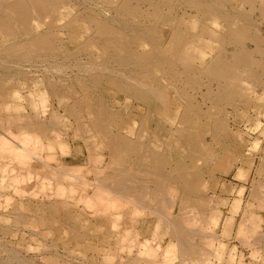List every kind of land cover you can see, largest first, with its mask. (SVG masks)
<instances>
[{"label": "rangeland", "instance_id": "rangeland-1", "mask_svg": "<svg viewBox=\"0 0 264 264\" xmlns=\"http://www.w3.org/2000/svg\"><path fill=\"white\" fill-rule=\"evenodd\" d=\"M64 1V7L59 12L58 17L52 16L50 18L52 23L50 26L45 25L43 21H39V23L36 21L37 24H40L38 27L39 32L45 33L51 28L54 29L53 32H57L60 37L62 36L61 39L63 40L61 44L56 42L57 44L55 43V45L59 46L60 44V46H65L69 49L76 48L75 50L72 49L76 56L74 60L77 59V62L81 64L93 66L99 63L100 60V63H102L104 62V57H106V55L109 56L111 53L110 56L113 58L109 59L110 61L108 60V68L110 70H104L103 73L94 70L98 73L93 79L83 72L84 75H81V78L89 77V79L85 78L82 80L78 70L76 71V68H74L75 64L73 59H66V61H61L63 59L57 60L56 66L65 62L68 67L65 71L66 73H43L41 71H35L38 70V68L31 66L32 71L30 72H35L32 76L31 73H28L25 77H23V75L13 81H6L3 78L7 83L3 84L2 88L5 92L10 94L4 97V106L6 105L7 107L9 104L8 108L4 107V109L6 108L7 110H3V107L0 108V124L6 127H8V123L12 124L5 130H10L13 135H16L15 133L26 128L25 126L23 127V125H34L37 122L43 121L48 126V136H52L49 134H53V132V135H59L58 140L65 145L63 149H67L64 151L61 149L62 152L57 145L53 144L48 151L45 147H42L39 153L41 159H31L30 166L28 167V169H30L29 172L25 168L18 167L16 162H9L8 158L2 160L4 164L7 162L6 166L8 168L6 167L5 169L3 167L4 164L1 165L2 168H0L1 171H6V174L0 171V177L4 178L3 176H5L2 181L4 184L1 182L2 178L0 179V188L2 187L0 190V264H123L126 261L130 263L133 257V259H135L134 262H132L133 259L131 260L133 264H137L136 260L139 259V262H142L138 264H152L154 261L159 264H163L162 262H164V264H181L182 261L186 262L185 264H192V262L196 264H264V0H127L130 7H134V10L136 8L135 11H132L133 13H130V15L132 14L134 16H130L128 14L129 12L125 13L126 11H118L117 1L120 3L122 0L115 1L116 5L111 0ZM155 10L157 12H155ZM90 12H93L100 20L106 22L110 28L118 29V31L123 33L125 37L124 40L129 42L131 54L133 53L132 57L134 56L131 62L125 64V62L119 61L116 56H114L115 53L112 50L105 51L102 49L99 41H88L92 36V32H95L94 25L87 20L91 14ZM241 25H243V27L246 25V28L242 29L243 31L241 29L239 30V26ZM168 37L175 38L176 44H178V50L175 51L176 54L174 52L175 56L173 55L175 58L171 60L172 69L176 72V76L166 71L167 68L162 67L164 64L162 61L165 60V57L160 49L163 47L161 44L167 43L170 39H168ZM131 39H135V41ZM81 42L82 44L80 45ZM160 42L161 44H159ZM143 51L145 53H143ZM239 54L241 56L244 55V59L247 57L243 60L244 64L241 63L243 64L242 66L239 63L237 66L238 68L236 67L237 69L233 67L234 70L233 68L231 70L232 72H239V75L230 72L232 74L229 73L230 77L227 75V78H222L209 76L205 71L209 63L213 61L215 57H225L226 60L225 58L223 60L226 62L229 61V63L232 64L235 60L234 56H240ZM63 64L64 63H62V65ZM248 67L250 68L248 69ZM164 71H166V73H164ZM109 72L111 73L109 74ZM147 72H149V75L154 74V77H148V75L147 77L156 81L158 84H162V82H164V84L172 83L175 87L169 90V93L174 98V103H171L168 110L164 111L165 113L155 117L150 115L147 106L143 105V103H140V100L132 96L129 88H127V82L124 77V75L130 74L132 77L142 79L143 74ZM122 73L124 74L123 78L121 76ZM110 81L112 82L110 83ZM39 91L41 93L39 95L40 97L37 96ZM179 91L181 92L179 93ZM44 96L45 98H43ZM40 99H43L44 102ZM90 107H92V109L101 108L100 112L102 111V114L107 115L110 113L111 116L115 117L113 120L115 124L111 122L112 125L109 126L111 130L113 128L115 130V127L118 128V122L122 123L121 121H126V126L133 129L132 133H130V137L138 141L140 155L131 153L132 157L130 153H128L129 155L126 154L123 157V162L119 163L120 165L117 163L113 164L111 159H108L110 151L107 147V149L105 148V140L101 138L98 132L91 126L96 116L92 113ZM42 108L45 109L44 112H41ZM167 112H172V116L174 117L173 120L167 118ZM3 114L5 115L2 116ZM129 115L131 116L128 117ZM158 117L160 119H158ZM178 121L185 124L188 121H192L194 125V130L191 131V133L190 131H184L186 137L190 139L191 145L189 143L187 147H181L185 144V139L182 136L176 137V135H174L171 141L173 144L172 146H180L183 150L180 148L181 150L179 151H183L184 154L187 153L188 148L192 149V147L197 150V152L199 151L198 153L202 161L200 159L197 164V169L201 177L199 175V177L188 175V180L185 179V181H189L192 184L193 182L194 184L196 183L195 190H189L182 187V185L178 186V183L172 182V176L166 173L161 175L160 170L155 168L152 170L150 161L143 163L138 157V155H142L146 145L159 152L165 151L166 142L169 141L168 137L171 131H173L171 129L175 128ZM15 124L21 126L14 128ZM167 124H169L170 127ZM126 126L125 128H127ZM1 131L2 129L0 130V135L3 134H1ZM161 131L163 132L161 133ZM136 135L138 138H136ZM45 137L46 136L41 137L43 146L47 143V138ZM194 139L195 141H193ZM199 141L200 143H198ZM195 143H198V145H195ZM170 154V160L172 162L175 161L176 158L172 153ZM201 154H203V156ZM49 155H51L52 158H50ZM95 158H98V160H95ZM100 158H103L104 161L102 159V162H100ZM45 161H47L46 164L49 166L44 163ZM109 162L112 163L113 166H108L110 164ZM133 162L136 163L134 164ZM0 163L2 164L1 161ZM122 163L124 164L122 165ZM77 165L81 168L82 172L78 169ZM144 165L146 168H143L145 167ZM50 166L54 167V169L58 166H63L62 168L67 169L66 171L63 169V171L55 170L57 174L51 176L52 172L49 170L51 169L49 168ZM103 166L105 169L106 167L109 168V172L106 171L107 169L105 170ZM72 168L78 171L69 173H74L73 177L77 176L78 180L70 176L73 181L76 180L73 182L76 185L71 189L74 190L73 192L70 191L71 195L69 192V196L67 195L68 186L73 184H71L72 181L69 183L70 185L68 182L66 183V181L63 180V176L66 175V172L68 174L69 169L72 171ZM99 168L101 170L102 168L104 169V171L100 172V175L99 171L101 170ZM114 168L118 170L126 169L127 171L129 169L130 173L135 172L131 175L134 177L136 174L134 178H136L139 184H137L138 186H136V190L133 192L134 195L127 192L115 193L111 188L109 189L110 192L107 193L112 196L106 193L110 200L114 198L115 194H117V196L120 195L119 198H121V201L119 202L117 200L119 202L117 209H119L118 211L120 213H115L113 211L104 213L102 212V207H98L97 205H93L92 208L88 207L89 210L86 208L87 205L80 204L83 203L86 197H92L90 195H94V192L100 189V182L104 181L102 177L107 179L110 171ZM97 169L99 171H96ZM135 170L138 172V175ZM81 173H83V175ZM58 174H60L61 177H58ZM56 176L58 178H56ZM96 176L99 180H102L99 181ZM12 177H16L17 179L20 177L23 182L19 180V183L15 184V181L8 180V178ZM57 179L60 181L62 179L63 181H56ZM86 179L88 180L87 182H85ZM94 179L98 181L95 186L99 189L94 188ZM80 180L83 181L81 182ZM89 180L94 181L92 182L93 184L89 183ZM111 180L110 178L107 179L108 182H112ZM157 180L158 182H156ZM161 182L164 185L165 191L160 194L166 196L170 193L169 195L173 201L169 202L171 199L168 196L169 199L166 197L164 198L162 195L160 196V194L159 196L155 194V199L151 196L152 194L154 195L151 191L156 190V185L162 184ZM126 183L130 184L131 180H128ZM54 184L59 187L64 194L57 193L59 189L55 187ZM142 184H144L143 186H145L146 189H141ZM198 184L200 187L197 186ZM42 185H44V188L42 187L44 190L40 188ZM166 186L173 191L170 192L168 190L169 188L167 189ZM37 187L39 190H42V193L40 191V194L38 193ZM56 188L58 190H56ZM92 189L94 192H90ZM33 190L35 191L33 192ZM141 190H146L147 192ZM29 192L31 193L27 194ZM36 192L38 194H36ZM55 193H57V195L60 194L62 197L56 196V198H52ZM113 193L115 194L113 195ZM31 195L34 196L32 197ZM50 195L51 197H47ZM68 196L69 198L72 197L71 199L75 201V203L73 201L70 202L71 199L68 200ZM79 197L82 199L80 200ZM161 197H163V200ZM4 198L7 200L6 203L3 202ZM77 198L79 199L76 202ZM119 198L115 196L114 199ZM114 199L111 201L113 202ZM255 199H257V201ZM53 200H57L56 204H54ZM128 200H131L130 202H132V204H128L130 203ZM148 200H153V203L149 205ZM158 200L164 202V204L160 206L161 204L157 202ZM78 201L80 203H78ZM155 202H157L156 205ZM122 203L124 207H122ZM178 203L181 204L179 205ZM249 205L253 206L250 207ZM140 207L142 209H139ZM78 208H80L81 215L78 214ZM98 209L102 211L99 212ZM164 209H167L166 211L170 210L167 213ZM94 210L96 211V216H94L95 214L93 215ZM137 210L139 212H137ZM181 210L183 214L186 211L188 213L190 212V217L188 213H185V216H183V214L179 216V214L181 215L179 212ZM97 211L100 215H98ZM112 213H115L116 217H113L114 214ZM117 213L120 217L117 216ZM246 213L248 215H246ZM85 214L87 215L85 216ZM253 215H255V217ZM248 216H251L253 219ZM71 217L73 218L71 219ZM77 217H79L78 220L75 219ZM91 217L93 219H91ZM108 218L112 219L108 220ZM120 218L122 219L120 220ZM171 218H174L173 220L176 219L175 221L179 223H182L183 220L184 225H182L183 223L179 225H182L180 227H182L183 230L185 229V232L189 231V225H196V229H199L204 237L208 234L209 237L205 238L208 241H205L203 236H201V239L198 238L201 233H198L192 225L191 227H193V229L190 227L192 229L190 230L193 234L189 233L190 231L188 232V240L193 237V244L191 246L192 242H190V244L187 243V245L193 250H191L190 255L187 254L190 253V251H184L182 248L184 244L175 236L178 234L173 232V226L171 224L175 221ZM187 218L191 220V222L188 221ZM170 219L171 222L173 221L172 223H170ZM74 220L77 222H74ZM254 220L257 224L254 223ZM188 222L192 224L188 225ZM111 223H113L112 227L116 225V228H110ZM242 223L244 225H242ZM245 224H247V226ZM251 224L255 231H253V228H250ZM186 226H188V229L183 228ZM200 227L202 230L204 228L203 232ZM245 229L249 231L247 232ZM245 232L247 234L250 233V236H246ZM115 233L117 236H115ZM194 233H196V236ZM123 234H126L127 241L125 237H122ZM240 235L243 236V238ZM254 235H256V237ZM111 237H113V239ZM258 238L260 239L257 240ZM122 239L125 241L124 243ZM145 241L153 248H149L150 246L144 244L146 243ZM195 242L197 243V249L200 247L201 249L206 248L208 250L206 251L203 249L201 250L202 252L199 250L197 254H194L195 247L193 248V246H196ZM198 242H205L206 245L201 244L203 245L201 246ZM127 243L130 245H126ZM142 244H144V249H148L147 254L149 255H147L145 253L146 250L141 247ZM157 244L159 247H157ZM122 245L123 247H121ZM167 246H170L174 250L175 259L172 261L163 258L162 250ZM211 250H213V252ZM205 252L206 254H212L208 255V257L205 255ZM126 253L129 255H127L128 257Z\"/></svg>", "mask_w": 264, "mask_h": 264}, {"label": "bare ground", "instance_id": "bare-ground-1", "mask_svg": "<svg viewBox=\"0 0 264 264\" xmlns=\"http://www.w3.org/2000/svg\"><path fill=\"white\" fill-rule=\"evenodd\" d=\"M112 2H114V4L116 5V3H115V1H117V0H111ZM110 1V2H111ZM140 1V0H139ZM111 2V3H112ZM117 3H118V8L117 9H119L118 11H126L125 13H127V12H129L128 14L130 15V13H133L132 11H135L136 10V8H135V10H134V7L132 8V7H130V5L128 4L129 2H127V0L126 1H123L122 0V2H118L117 1ZM136 3V2H135ZM167 3V2H166ZM172 3V2H171ZM64 4H65V1L64 0H0V108L1 107H3V110H5L6 108H8V105H7V107H6V105L4 106V97L7 95V94H10V93H8V92H5L4 90H3V88H2V85L3 84H5V83H7L6 81L8 80V81H13V80H17L18 78H20L21 76H23V77H25V75H27L28 73H31V76L35 73H33V72H30V71H32L31 70V66H35V67H37L38 68V70H35V71H41V72H43V73H48V72H58V73H66L65 71L67 70V66H66V64H65V62H62V63H64L63 65H62V63H61V65H59V66H56L57 64H56V62H58L57 60L58 59H63V60H61V61H66V59H73L74 60V58L76 57L75 56V54H74V52H73V50L72 49H74V48H72V49H69L68 47H65V46H60V44L62 43V39H61V37H60V35L57 33V32H53L54 31V29H50L48 32H45V33H41V32H39V25L40 24H37V22L36 21H38V23H39V21H43L44 22V24L45 25H51L52 23H51V21H50V18L52 17V16H57L58 17V15H59V12L61 11V9L64 7ZM113 4V3H112ZM111 4V5H112ZM222 4V3H221ZM135 5V4H134ZM155 5V4H154ZM73 7V6H72ZM137 7V6H136ZM67 8V7H66ZM116 8V7H115ZM138 8V7H137ZM133 9V10H132ZM159 9V8H158ZM158 9H156V10H158ZM155 10V12H157ZM87 11V10H86ZM64 12V11H63ZM116 12H117V10H116ZM141 12V11H140ZM91 13V12H90ZM86 14V13H85ZM127 14V15H128ZM135 14V13H134ZM156 14V13H155ZM142 15V14H141ZM161 15V14H160ZM205 15V14H204ZM221 15V14H220ZM77 16V15H76ZM106 16V15H105ZM130 16H134V15H130ZM129 16V17H130ZM56 17V18H57ZM128 17V16H127ZM54 19V18H53ZM73 19V18H72ZM74 20V19H73ZM77 20V19H76ZM87 20H89V22L90 23H92L93 25H94V27H95V32L93 33L92 32V36H91V38H89L88 39V41L89 42H94L95 40H96V42L97 41H99V43L101 44V47H102V49H104L105 51H109V50H112L114 53H115V55L114 56H116V58L119 60V61H122V62H125V64L127 63V62H131L132 60H133V57H132V54H131V49H130V46H129V42H126L125 40H124V35H123V33L121 32V31H118V29L116 30V29H112V28H110L109 27V25L106 23V22H104L103 20H100L97 16H96V14H94L93 12L89 15V18L87 19ZM109 22V21H108ZM141 22V21H140ZM41 23V22H40ZM132 23V22H131ZM184 23V22H183ZM239 23H240V21H239ZM238 24V23H237ZM236 24V25H237ZM241 24V23H240ZM58 25V24H57ZM184 26V25H183ZM52 27H53V25H52ZM70 27V26H69ZM235 28V27H234ZM233 28V29H234ZM237 28V27H236ZM246 28V25L243 27V25H241V26H239V30L241 29H245ZM60 30H61V28H60ZM64 30V29H63ZM41 31V30H40ZM243 31V30H242ZM241 31V32H242ZM245 31V30H244ZM235 33V32H234ZM233 33V34H234ZM238 33V32H237ZM149 36V35H148ZM232 36H234V35H232ZM231 36V37H232ZM90 37V36H89ZM151 37V36H150ZM87 38H88V36H87ZM170 38V39H169ZM140 39V38H139ZM168 41H167V43H164V44H161V42L159 43V44H161V45H163V47L160 49V51H161V53H163V55H164V57H165V60L164 61H162V62H164V64H163V66L162 67H164V68H167V70L166 71H169L170 73H172L173 75H175L176 76V72H174L173 71V66H172V64H171V60L173 59V58H175V57H173V55H174V52L175 51H177L178 49V44H176L177 42L175 41V38H173V37H168ZM226 39V38H225ZM233 39V38H232ZM87 40V39H86ZM132 41L134 40L135 41V39H131ZM154 40V39H153ZM82 41V40H81ZM137 41V40H136ZM60 43L59 44V46H56L55 45V43ZM151 42V41H150ZM56 43V44H57ZM130 43H132V42H130ZM192 43V42H191ZM82 44V42L80 43V45ZM156 44V43H155ZM155 44H153V45H155ZM166 44V45H165ZM62 45H64V44H62ZM84 45V44H83ZM190 45V44H189ZM79 46V45H78ZM132 46V45H131ZM180 47V46H179ZM240 47H241V45H240ZM78 48V47H77ZM158 48V47H157ZM182 48V47H181ZM189 48V47H188ZM76 49V48H75ZM74 49V50H75ZM151 49V48H150ZM240 49V48H239ZM88 50V49H87ZM137 50V49H136ZM139 50V49H138ZM148 51V50H147ZM182 51V50H181ZM245 51V50H244ZM134 52V51H133ZM142 52V51H141ZM218 52V51H217ZM243 52V51H242ZM107 53V52H106ZM143 53H145L144 51H143ZM142 53V54H143ZM152 53V52H151ZM150 53V54H151ZM236 53H237V51H236ZM112 54V53H111ZM110 54V55H111ZM134 54H136V53H134ZM175 54H176V52H175ZM179 54H180V52H179ZM107 56L106 55V57H104L105 59H103V61L104 62H102V63H100L101 62V60H100V62L99 63H96L95 65H93V66H87V65H85V64H81L80 62H77L78 60L77 59H75L74 60V64H75V66H74V68H76V71L78 70V72H79V75H80V78H81V75H84V73H86L88 76H91V78L93 79V78H95L96 76L95 75H97V73L94 71V70H98L99 72H101V73H103V71L105 70H110L109 68H108V60L109 59H112L113 57L112 56ZM145 55V54H144ZM233 55H235V54H233ZM232 55V56H233ZM240 55V54H239ZM74 56V57H73ZM93 56V55H92ZM95 56V55H94ZM141 56V55H140ZM143 56V55H142ZM175 56V55H174ZM227 56V55H226ZM247 56V55H246ZM250 56V55H249ZM248 56V57H249ZM221 56H217V57H215L214 59H213V61H211L210 63H209V65L207 66V68L205 69V71L208 73V75L209 76H217V77H222V78H224V77H226L227 75H229V73L230 72H232L231 70H232V68L234 67V68H236L238 65H239V63L241 64V63H243L244 64V61L243 60H245L247 57H245V59H244V55L243 56H234L235 57V60H234V62L232 63V64H230L229 63V61H224L223 59L225 58L224 56V58H220ZM157 58H159V57H157ZM184 58V57H183ZM232 58V57H231ZM141 59V58H140ZM177 59V58H176ZM184 59H186V58H184ZM179 60V59H178ZM225 60H226V58H225ZM61 61H59V62H61ZM110 61V60H109ZM149 61V60H148ZM181 61V60H180ZM184 61V60H183ZM237 61V62H236ZM147 62V61H146ZM159 62V61H158ZM177 62V61H176ZM232 62V61H231ZM246 62V61H245ZM54 64V65H52V64ZM121 63V62H120ZM150 63V62H149ZM152 63V62H151ZM235 63V64H234ZM56 64V65H55ZM146 64V63H145ZM182 64V63H181ZM187 64V63H186ZM190 64V63H189ZM243 64H241V66L243 65ZM249 64H250V62H249ZM15 65V66H14ZM110 65V64H109ZM146 65H149L148 63L146 64ZM156 65H158V64H156ZM156 65H154V66H156ZM188 65V64H187ZM186 65V66H187ZM195 65V64H194ZM27 66H28V68H27ZM69 66V65H68ZM144 66V65H143ZM206 66V65H205ZM249 66V65H248ZM34 67V68H35ZM183 67H184V65H183ZM240 67V66H239ZM234 68H233V70H234ZM238 68V67H237ZM236 68V69H237ZM250 67H248V69H249ZM151 69V68H150ZM161 69V68H160ZM154 70V69H153ZM152 70V71H153ZM107 71V72H108ZM116 71V70H115ZM156 71H159V70H156ZM161 71V70H160ZM166 71H164V73H166ZM179 71V70H178ZM242 71V70H241ZM84 72V73H83ZM146 72V71H145ZM154 72V71H153ZM96 73V74H95ZM111 72H109V74H110ZM141 73V72H140ZM139 73V74H140ZM155 73V72H154ZM160 73V72H159ZM192 73H193V71H192ZM234 73H237L236 71L234 72H232V74H234ZM239 73V72H238ZM237 73V74H238ZM54 74V73H53ZM108 74V73H107ZM106 74V75H107ZM113 74H115L114 72H113ZM117 74H118V76H119V73L117 72ZM190 74V73H189ZM204 74V73H203ZM206 74V73H205ZM231 74V73H230ZM231 74V75H232ZM236 74V75H237ZM99 75V74H98ZM104 75H105V73H104ZM103 75V76H104ZM123 73H122V78H123ZM147 75H148V77H150V76H153V75H149V72H147L146 74H143V77H142V79H140V78H135V77H132L130 74H126V75H124V77H125V81L127 82V88H129V90H130V92H131V94H132V96L134 97V98H136V99H138V100H140L141 102L140 103H143V105H145V106H147V108H148V110H149V112H150V115L152 116V117H155V116H157V115H160V114H163V113H165L164 111H167L168 110V107L171 105V103H174V98L171 96V94L169 93V90H171L170 88H175L174 86H173V84L172 83H167V82H165V83H167V84H164V82H162V84H158L156 81H154V80H152L151 78H148L147 77ZM195 75V74H194ZM239 75V74H238ZM31 76H29V77H31ZM47 76V75H46ZM51 76H52V74H51ZM57 76H58V74H57ZM114 76V75H113ZM115 76H116V74H115ZM139 76V75H138ZM141 76V75H140ZM156 76H157V74H156ZM163 76V75H162ZM161 76V77H162ZM167 76V75H166ZM192 76V75H191ZM191 76H190V78H191ZM28 77V76H27ZM99 77H100V75H99ZM154 77V76H153ZM170 77H172V76H170ZM174 77V76H173ZM228 77H230V75L228 76ZM240 77V76H239ZM252 77V76H251ZM6 80V81H4V79ZM7 78V79H6ZM85 78H87V77H85ZM85 78H83V79H85ZM115 78V77H114ZM113 78V79H114ZM211 78V77H210ZM227 78V77H226ZM1 79H3V80H1ZM47 79V78H46ZM45 79V80H46ZM82 79V78H81ZM82 79V80H83ZM87 79H89V77L87 78ZM86 79V80H87ZM118 79V78H117ZM161 79H163V78H161ZM166 79V78H165ZM242 79V78H241ZM255 79V78H254ZM174 80V79H173ZM257 80V79H256ZM31 81V80H30ZM81 81V80H80ZM85 81V80H84ZM158 81V80H157ZM162 81V80H161ZM230 81V80H229ZM33 82V81H32ZM88 82V81H87ZM90 82V81H89ZM112 81H110V83H111ZM116 82V81H115ZM169 82H170V80H169ZM30 83V82H29ZM78 83V82H77ZM95 83V82H94ZM96 84V83H95ZM115 84V83H114ZM216 85V84H215ZM126 87V86H125ZM85 89V88H84ZM216 89V88H215ZM37 90V89H36ZM35 90V91H36ZM172 90H174V89H172ZM181 90V89H180ZM183 90V89H182ZM125 91V90H124ZM178 91V90H177ZM184 91V90H183ZM182 91V92H183ZM176 92V91H175ZM181 91H179V93H180ZM26 93V92H25ZM33 93V92H32ZM39 94H37V96L38 97H40L39 95L41 94L40 93V91L38 92ZM171 93H173V92H171ZM184 93V92H183ZM182 93V94H183ZM225 93V92H224ZM36 94V93H35ZM45 95V94H44ZM42 96H43V92H42ZM42 96H41V98H42ZM46 96V95H45ZM45 96L43 97V98H45ZM54 96V95H53ZM184 96V95H183ZM8 97V96H7ZM49 98V97H48ZM36 99V98H35ZM39 99V98H38ZM184 99V98H183ZM27 100V99H26ZM40 100H42L43 101V99H40ZM45 100V99H44ZM100 101V100H99ZM188 101V100H187ZM44 102V101H43ZM35 103V102H34ZM91 103V102H90ZM31 105V104H30ZM87 105V104H86ZM92 105V104H91ZM98 105V104H97ZM13 106V105H12ZM144 106V107H145ZM4 107H6L5 109H4ZM15 108V107H14ZM31 108V107H30ZM90 109H91V111H92V113H94L95 114V116H96V118L94 119V121H92V124H91V126H92V128L94 129V130H96V132H98V134L101 136V138H103L104 140H105V148L107 147L108 149H109V151H110V153H109V156H108V159H111V162H113V164L114 163H117L118 165H120L119 163H121V162H123L122 160H123V157L126 155V154H128V153H130V155H131V153L132 154H139V149H140V146H139V144L137 143L138 141H136V139L134 140V139H132L131 137H130V133H132V130L133 129H131V128H129V127H127L126 126V123L124 122V120L123 121H121L122 123H120V122H118V128H116L115 127V130H114V128L111 130L110 128H109V126L110 125H112V123H114V118L115 117H113V116H111L110 115V113H108L107 115H105V114H102V111L100 112V110H101V108H96V109H92V107H90ZM102 109L105 111V109L102 107ZM7 110V109H6ZM116 110V109H115ZM144 110V109H143ZM44 112L45 111V109L44 108H42V110H41V112ZM169 112V111H168ZM167 112V113H168ZM50 113V112H49ZM166 113V114H167ZM36 114V113H35ZM90 114V113H89ZM5 114H3L2 116H4ZM41 115H42V113H41ZM44 115V114H43ZM88 115V114H87ZM173 114H172V112L171 113H168V116H167V118L168 119H170V120H173L174 119V117L172 116ZM117 116V115H116ZM131 115H129L128 117H130ZM148 117V116H147ZM5 118V117H4ZM118 118V117H117ZM123 118V117H122ZM122 118H121V120H122ZM149 118V117H148ZM127 119V118H126ZM152 119V118H151ZM158 119H160L159 117H158ZM188 119V118H187ZM118 120V119H117ZM155 120V119H154ZM178 120V119H177ZM176 120V121H177ZM180 120V119H179ZM2 121H3V119H2ZM4 121H5V119H4ZM7 122V121H6ZM6 122H5V124H6ZM112 122V123H111ZM157 122H158V120H157ZM163 122H165V121H163ZM145 123V122H144ZM153 123H155V122H153ZM161 123H162V121H161ZM115 124V123H114ZM156 124V123H155ZM1 125V124H0ZM3 125V124H2ZM1 125V129H2V131H1V134L2 135H0L1 137H0V161L2 162V164L0 163V168H2V166L1 165H3L4 163H3V161L2 160H4V159H9V162L10 161H14V162H16V165H18V167H20V168H25V169H27V171L29 172V170L30 169H28V167L30 166V161H31V159L33 158L34 160L35 159H41V157L39 156L40 154V150L42 149V147H45L46 149H47V151L48 150H50L51 149V147H52V144L53 145H57V147L61 150V149H63V147H65V145H63L58 139V136H55V135H53L54 134V132H53V134L51 133V134H49V135H52V136H48V126L42 121V122H37L36 124H32V125H23V127L25 126L26 128H24V129H22V131L20 132V131H18V133H15L16 135H13L11 132H10V130H8V131H6L5 129H8V127L9 126H11L12 124H10V123H8V127H6V126H2ZM116 125V126H117ZM159 125V124H158ZM167 125H169V124H167ZM175 125V124H174ZM21 126V125H20ZM18 124H15V126H14V128L16 127H20ZM125 126L127 127V128H125ZM197 126V125H196ZM13 127V126H12ZM169 127H170V125H169ZM172 127V126H171ZM174 127V126H173ZM4 128V129H3ZM0 129V130H1ZM13 129V128H12ZM19 129V128H18ZM160 129V128H159ZM161 130V129H160ZM163 130V129H162ZM171 130H173V131H171V133H170V135H169V137H168V139H169V141H167L166 142V149H165V151H162V152H159V151H157L156 149H154V148H151V147H148V145H146L145 147L146 148H144V151H143V153H142V155L141 156H139L138 155V157H139V159H141V161H143V163H145V162H147V161H150L151 162V167H152V170L155 168V169H157V170H160V174L161 175H164L165 173L167 174V175H169V176H172V178H173V181L172 182H175L176 184L178 183L179 185L178 186H181L182 185V187H185V188H187V189H192V190H195L196 189V183L194 184V182H193V184L192 183H190L189 181L187 182V181H185V179H187L188 180V175H192V176H194V177H199L200 175H199V173H198V169H197V164L199 163V161H200V159H201V157H200V155H199V151L197 152V150H195L193 147H192V149H190V148H188V151H187V153L186 154H184V152L183 151H179V150H181L182 148L181 147H187V145L190 143V145H191V141H190V139L189 138H187L186 137V135H185V132L186 131H190V133H191V131H193L194 130V125H193V122L192 121H188L186 124L185 123H181V122H177L176 123V125H175V128L174 129H171ZM16 131H17V129H16ZM185 131V132H184ZM51 132V131H50ZM163 131H161V133H162ZM170 132V131H169ZM156 133V132H155ZM160 133V132H159ZM57 134V133H56ZM195 134H196V132H195ZM138 135V134H137ZM137 135H136V138H138L137 137ZM174 135H176V137L177 136H182L184 139H185V144L183 145V146H172L173 144H172V137L174 136ZM189 135H191V134H189ZM42 136H46L45 138H47V143L45 144V146H43V144H42V141H41V137ZM74 137V136H73ZM181 137V138H182ZM196 137V136H195ZM216 137V136H215ZM44 138V137H43ZM167 139V140H168ZM44 140V139H43ZM217 140V139H216ZM193 141H195V139L193 140ZM201 141V140H200ZM200 141L198 142V143H200ZM198 143H195V145H198ZM150 144V143H149ZM195 145H194V147H195ZM202 145V144H201ZM204 145V144H203ZM206 146V145H205ZM56 147V148H57ZM197 147V146H196ZM199 147V146H198ZM203 147V146H202ZM106 148V149H107ZM181 148V149H180ZM200 148V147H199ZM65 149H67V148H65ZM65 149H63V151L65 150ZM198 149V148H197ZM59 150V151H60ZM183 150V149H182ZM205 150H208V149H205ZM62 151V150H61ZM62 151V152H63ZM108 151V150H107ZM43 152V151H42ZM167 152V153H166ZM203 152V151H202ZM68 153V152H67ZM170 153H172V155L176 158V160L175 161H173L174 162V164H173V162L170 160V157H169V155H171ZM205 153V152H204ZM203 153V154H204ZM211 153V152H210ZM38 154V155H37ZM203 154H201L202 156H203ZM206 154L208 155V153L206 152ZM129 155V154H128ZM50 156V158H52V156L51 155H49ZM62 156V155H61ZM66 156V155H65ZM132 156V155H131ZM130 156V157H131ZM209 156V155H208ZM207 156V157H208ZM95 157V156H94ZM97 157H99V156H97ZM110 157V158H109ZM133 157V156H132ZM212 157V156H211ZM49 158V157H48ZM126 158V157H125ZM98 160V158H95V160ZM101 159V158H100ZM103 159V158H102ZM102 159H101V161L100 162H102ZM204 159V158H203ZM94 160V159H93ZM127 160V159H126ZM38 161V160H37ZM48 161V160H47ZM47 161H45L44 163L46 164V162ZM103 161H104V159H103ZM125 161V160H124ZM201 161H202V159H201ZM210 161V160H209ZM33 162V161H32ZM40 162H41V160H40ZM98 162V161H97ZM108 162V161H107ZM126 162V161H125ZM206 162V161H205ZM94 163H96V162H94ZM106 163V162H105ZM110 163V162H109ZM134 163V162H133ZM136 163V162H135ZM134 163V164H135ZM6 164H7V162H6ZM6 164H4L3 165V167L6 169ZM9 164V163H8ZM99 164V163H98ZM106 164H108V163H106ZM113 164L112 163H110L108 166H113ZM124 163H122V165H123ZM126 164V163H125ZM128 164V163H127ZM150 164V163H149ZM15 165V166H16ZM46 165H48V164H46ZM96 165V164H95ZM38 166V165H37ZM49 166V165H48ZM47 166V167H48ZM92 166H94V165H92ZM97 166V165H96ZM116 166V165H115ZM125 166V165H124ZM145 166V165H144ZM46 167V168H47ZM63 167V166H62ZM62 167H57V168H55L54 169V167H49V168H51V169H49L51 172H52V175L51 176H53V174H57V172L55 171V170H58V171H60V170H64V171H66V169L67 168H62ZM67 167V166H66ZM73 167V166H72ZM77 167H78V165H77ZM135 167V166H134ZM3 168V169H4ZM8 168V167H7ZM19 168V169H20ZM43 168H44V166H43ZM53 168V169H52ZM103 168H104V166H103ZM102 168V170L101 171H99L98 169L96 170V171H99V175H100V172H102V171H104V169ZM126 168V167H125ZM129 168V167H128ZM133 168V167H132ZM136 168V167H135ZM137 168H139V167H137ZM143 168H146V166L145 167H143ZM142 168V169H143ZM73 169V168H72ZM75 169V168H74ZM70 170L69 169V171H68V174H67V172H66V175L65 176H63V180H65L66 181V183L68 182V184L72 181V183L71 184H73V185H71V186H68L69 187V189H68V194L67 195H69V192L70 191H74V190H71L72 188H73V186L75 187V185L76 184H74L73 182H75L76 180H74L73 181V179L71 178V177H73V174L75 173L74 171H78V170ZM78 169H80L81 170V168H79L78 167ZM86 169V168H85ZM88 169V168H87ZM92 169H93V167H92ZM107 169V170H106ZM106 171H108L109 172V168H107L106 167ZM130 169V168H129ZM128 169V171L126 170V169H122V170H118V169H116V168H114V169H112L111 171H110V174H109V177L107 178V179H112L111 181L112 182H108L107 181V179H105V177H102V178H104L103 180L104 181H102V182H100V185H99V188H97V186H95V184H96V182H98L97 180H95V183H94V188H97V189H99V190H97L96 192H94V190L92 189L90 192H94V195H90V196H92V197H86V199H84L83 200V203H80L79 201H78V203H80V204H83V205H87L86 206V208H88V207H90V208H92L93 207V205L95 206V205H97L98 207H102V210H99L98 209V211L99 212H111V211H113V212H119L118 210L119 209H117V206L119 205V202L121 201L120 199L121 198H119V196H117V194H115V193H132V195H134V193L133 192H135V190H136V186H138L139 184H138V182H137V180H136V178H134V177H136V174H135V176L134 177H132V173H135V172H132V173H130V170ZM134 169V168H133ZM32 170H34V169H32ZM48 170V171H49ZM62 170V171H63ZM84 170V169H83ZM138 170V169H137ZM151 170V169H150ZM1 171V170H0ZM2 171H4V172H2ZM1 171V173H5L6 171L5 170H2ZM21 171V170H20ZM85 171V170H84ZM91 171V170H90ZM92 171H94V170H92ZM95 171V172H96ZM136 171V170H135ZM149 171V170H148ZM19 172V171H18ZM69 172H74V173H72V174H70ZM81 172H82V170H81ZM137 172V171H136ZM151 172V171H150ZM199 172H200V170H199ZM39 173V172H38ZM59 173V172H58ZM78 173V172H77ZM89 173V172H88ZM6 174V173H5ZM61 174H63V173H61ZM82 175H83V173H81ZM96 174H97V172H96ZM103 174H105V173H103ZM107 174V173H106ZM141 174H142V172H141ZM148 174V173H147ZM156 174H157V172H156ZM78 175H79V173H78ZM81 175V176H82ZM95 175V174H94ZM137 175H138V172H137ZM155 175V174H154ZM153 175V176H154ZM199 175V176H198ZM2 176H3V174H2ZM16 176V175H15ZM20 176V175H19ZM71 176V177H70ZM80 176V175H79ZM192 176H190V177H192ZM4 178H5V176H3ZM58 177H61L60 176V174H58ZM57 176H56V178H58ZM76 177V178H75ZM93 177V176H92ZM100 177V176H99ZM147 177V176H146ZM187 177V178H186ZM201 177V176H200ZM2 177H0V179H1ZM4 178H2L1 179V182L3 181V179ZM52 178H54V177H52ZM51 178V179H52ZM55 178V179H56ZM74 179H77V176H74L73 177ZM81 178V177H80ZM96 178H98L97 176H96ZM23 179V178H22ZM44 179V178H43ZM42 179V180H43ZM49 179H50V176H49ZM48 179V180H49ZM61 179V181H63ZM67 179V180H66ZM82 179V178H81ZM139 179V178H138ZM147 179V178H146ZM201 179V178H200ZM203 179V178H202ZM8 180H11V181H15L16 183L15 184H17V183H19V180H20V182L22 181L23 182V180H21L20 179V177H19V179H17L16 177H12V178H8ZM7 180V181H8ZM68 180H70V181H68ZM78 180V179H77ZM85 180V179H84ZM98 180H99V178H98ZM100 180H102V179H100ZM99 180V181H100ZM128 180H131V183L130 184H127L126 182L128 181ZM148 180V179H147ZM190 180V179H189ZM56 181H59V182H61L60 180H56ZM81 182L83 181V180H80ZM79 181V182H80ZM88 180L86 179V181L85 182H87ZM139 181V180H138ZM143 181V180H142ZM159 181H161V180H159ZM190 181H192V180H190ZM0 182V183H1ZM40 182V181H39ZM80 182V183H81ZM92 182H94V181H90L89 180V183H92ZM140 182V181H139ZM156 182H158V180L156 181ZM204 182V181H203ZM257 182V181H256ZM12 183H14V182H12ZM41 183V182H40ZM48 183V182H47ZM51 183H52V181H51ZM55 183V182H54ZM80 183H78V184H80ZM84 183V182H83ZM144 183V182H143ZM162 183V182H161ZM197 183H198V180H197ZM258 183V182H257ZM2 184H4L3 182H2ZM1 184V185H2ZM14 184V185H15ZM43 184V183H42ZM45 185H47L46 183H44ZM67 184V185H68ZM77 184V185H78ZM93 184V183H92ZM138 184V185H137ZM154 184H155V182H154ZM153 184V185H154ZM202 184V183H201ZM200 184V185H201ZM204 184V183H203ZM7 185V184H6ZM55 185V184H54ZM70 185V184H69ZM83 185V184H82ZM144 184H142V186H141V189H146L145 188V186H143ZM151 185V184H150ZM152 185V186H153ZM3 186V185H2ZM5 186V185H4ZM8 186V185H7ZM44 185H42L40 188H42ZM79 186H81V185H79ZM147 186V185H146ZM198 187H200L199 186V184L197 185ZM264 186V185H263ZM10 187V186H9ZM15 187V186H14ZM55 187H57L56 185H55ZM91 187V186H90ZM143 187V188H142ZM167 187V186H166ZM260 187H261V185H260ZM8 188V187H7ZM35 188V187H34ZM44 188V187H43ZM42 188V189H43ZM58 189H59V187H57ZM56 188V190H58ZM82 188V187H81ZM111 188V190H113L115 193H113V195H114V198H115V196L117 197V198H119V199H114V198H112L111 200H113L114 199V201L112 202L111 200H110V198L108 199V195H106V193L107 192H110L109 191V189ZM138 188H140V187H138ZM154 188V187H153ZM169 187H167V189H168ZM2 189V187L0 188V190ZM15 189V188H14ZM14 189H13V192H14ZM37 189H38V187H37ZM88 189V188H87ZM172 189V188H171ZM19 190V189H18ZM44 190V189H43ZM55 190V189H54ZM77 190V189H76ZM75 190V191H76ZM86 190V189H85ZM84 190V191H85ZM148 190V189H147ZM170 192H172L171 190H170V188L168 189ZM181 190V189H180ZM16 191H17V189H16ZM15 191V192H16ZM20 191V190H19ZM30 191V190H29ZM35 190H33V192H34ZM38 191V193H39V191L42 193V190L40 189H38L37 190ZM49 191H51V190H49ZM81 191H82V193H83V190L81 189ZM141 191H143V190H141ZM140 191V192H141ZM144 191H146V190H144ZM143 191V192H144ZM163 191H165L164 190V185H163V183L162 184H157L156 185V190H154V191H151V193H154V195L152 194L151 196H153V199H155V194L157 195L158 194V196H159V194L160 193H162ZM167 191V190H166ZM177 191V190H176ZM185 191V190H184ZM259 191V190H258ZM32 192V191H31ZM31 192H29V193H27V194H30ZM53 192V191H52ZM147 192V191H146ZM168 192V191H167ZM167 192H166V194H167ZM186 192V191H185ZM198 192V191H197ZM16 193H18V192H16ZM21 193V192H20ZM19 193V194H20ZM23 193H25V192H23ZM37 192H36V194H38ZM57 193H60V194H64V192L61 190V189H59L58 191H57ZM57 193H55L53 196H52V198L53 197H55L56 198V196H58V197H62L60 194V196L59 195H57ZM79 193H81V192H79ZM19 194H17V195H19ZM26 194V195H27ZM35 194V193H34ZM40 194V193H39ZM91 194V193H90ZM107 194H109V193H107ZM170 193H168V195H166V196H163L162 194H160V196L162 195L164 198L166 197V198H170L171 199V197H170V195H169ZM261 194V193H260ZM2 195V194H1ZM7 195V194H6ZM16 195V194H15ZM43 195L45 196V194L43 193ZM49 195V194H48ZM66 195V196H67ZM70 195H71V192H70ZM69 195V196H70ZM82 195V194H81ZM88 195V194H87ZM123 195V194H122ZM131 195V196H132ZM32 197L34 196V195H31ZM69 196H68V200H70L72 197H70L69 198ZM80 196V195H79ZM109 196H112V195H110L109 194ZM137 196V195H136ZM168 196V197H167ZM192 196V195H191ZM5 197V196H4ZM12 197V196H11ZM40 197H42V196H40ZM47 197H51V195L50 196H47ZM82 197V196H81ZM81 197H79L80 198V200L82 199ZM163 197H161L162 198V200H163ZM194 197V196H193ZM5 198H8L7 196L5 197ZM4 198V201L3 202H5L6 203V199ZM79 198H77L76 199V202H77V200L79 199ZM129 198V197H128ZM133 198V197H132ZM136 198H138V197H136ZM143 198V197H142ZM141 198V199H142ZM145 198H146V196H145ZM144 198V199H145ZM160 198V199H161ZM168 198V199H169ZM260 198H262V197H260ZM10 199H12V198H10ZM14 199V198H13ZM134 199V198H133ZM152 199V198H151ZM159 199V198H158ZM119 202H118V201ZM181 200V199H180ZM185 200V199H184ZM256 201H257V199H255ZM254 200V201H255ZM56 201L57 200H53V202H54V204H56ZM73 200L71 199V201L70 202H72ZM125 201V200H124ZM129 202L131 201V200H128ZM128 201H127V203H128ZM171 201H173L172 199L171 200H169V202H171ZM183 201V200H182ZM10 202V201H9ZM39 202V201H38ZM74 203H75V201H73ZM82 202V201H81ZM141 202V201H140ZM144 202V201H143ZM149 202V203H148ZM148 204L150 205V203H153V200L151 201H149L148 200ZM158 203H160L161 205L160 206H162V204H164V202H160V200H158L157 201ZM157 202H155V205H156V203ZM168 202V201H167ZM167 202H165V203H167ZM179 202V201H178ZM200 202V201H199ZM4 203V204H5ZM11 203V202H10ZM61 203V202H60ZM64 203H66V202H64ZM251 203V202H250ZM128 204H132V202H130V203H128ZM134 204V203H133ZM148 204H146V205H148ZM179 204V203H178ZM181 204V203H180ZM179 204V205H180ZM262 204V203H261ZM3 205V204H2ZM8 205V204H7ZM19 205V204H18ZM62 205H63V203H62ZM61 205V206H62ZM69 205H73V204H69ZM122 205H123V203H122ZM126 205V204H125ZM153 205V204H152ZM169 205H171V204H169ZM173 205V204H172ZM259 205H260V201H259ZM258 205V206H259ZM6 206V205H5ZM66 206V205H65ZM75 206V205H74ZM159 206V205H158ZM168 206V205H167ZM192 206V205H191ZM250 206V205H249ZM251 206H253V205H251ZM250 206V207H251ZM53 207V206H52ZM63 207H64V205H63ZM67 207V206H66ZM97 207V208H98ZM122 207H124V205L122 206ZM143 207V206H142ZM145 207V206H144ZM156 207V206H155ZM166 207V206H165ZM263 207V206H262ZM261 207V208H262ZM65 208V207H64ZM71 208V207H70ZM119 208V207H118ZM163 208V207H162ZM167 208H169V207H167ZM170 208H171V206H170ZM187 208V207H186ZM188 208H190V207H188ZM75 209H77V208H75ZM80 208H78V210H79ZM89 209V208H88ZM101 209V208H100ZM116 209H117V211H116ZM139 209H142L141 207L139 208ZM146 209V208H145ZM182 209V208H181ZM184 209V208H183ZM247 209H248V207H247ZM90 210V209H89ZM96 210V209H95ZM94 210V213H93V215L95 214V211ZM121 210H122V208H121ZM153 210H155V209H153ZM157 210V209H156ZM162 210V209H161ZM165 210V209H164ZM167 210V209H166ZM165 210V211H166ZM170 210V209H169ZM168 210V211H169ZM189 210V209H188ZM210 210V209H209ZM98 211H97V213H98ZM133 211V210H132ZM159 211V210H158ZM163 211V210H162ZM168 211H166L167 213H168ZM137 212H139L138 210H137ZM156 212V211H155ZM180 213H181V215L179 214V216H182V210L181 211H179ZM246 212V211H245ZM244 212V213H245ZM38 213V212H37ZM77 213H78V211H77ZM76 213V214H77ZM87 213V212H86ZM115 213H112V214H114V216L113 217H116V215H115ZM120 213V212H119ZM132 213V212H131ZM157 213V212H156ZM161 213V212H160ZM165 213V212H164ZM187 214L188 212L186 211V212H184V214ZM190 213V212H189ZM189 213H188V215H189ZM249 213V212H248ZM251 213V212H250ZM75 214V213H74ZM78 214H80L81 215V213H80V210H79V213ZM92 214V213H91ZM123 214V213H122ZM137 214V213H136ZM183 214V216H185ZM252 214V213H251ZM87 214H85V216H86ZM90 215V214H89ZM98 215H100L99 213H98ZM166 215V214H165ZM246 215H248L247 213H246ZM256 215V214H255ZM255 215H253L254 217H255ZM79 216V215H78ZM92 216V215H91ZM94 216H96V214L94 215ZM107 216V215H106ZM117 216H118V213H117ZM152 216V215H151ZM168 216H169V214H168ZM168 216H166V217H168ZM177 216V215H176ZM243 216V215H242ZM252 216V215H251ZM250 216V217H251ZM41 217V216H40ZM52 217V216H51ZM60 217V216H59ZM118 217H120V216H118ZM135 217V216H134ZM171 217V216H170ZM187 217V216H186ZM189 217H190V215H189ZM249 217V216H248ZM249 217V218H250ZM73 217H71V219H72ZM78 218L79 217H77V218H75L76 220H78ZM87 218V217H86ZM182 218V217H181ZM252 218V217H251ZM43 219V218H42ZM41 219V220H42ZM91 219H93L92 217H91ZM109 219H112V218H108V220ZM122 218H120V220H121ZM172 220L174 219V218H171ZM171 219H170V223H172L173 221H175V220H173L172 222H171ZM183 219H184V217H183ZM245 219V218H244ZM247 219V218H246ZM253 219V218H252ZM251 219V220H252ZM259 219V218H258ZM76 220H74V222L76 221ZM113 220H115V219H113ZM112 220V221H113ZM120 220H118V221H120ZM178 220V219H177ZM182 220V219H181ZM185 220V219H184ZM187 220H188V218H187ZM80 221V220H79ZM111 221V220H110ZM157 221V220H156ZM169 221V220H168ZM188 221H190L191 222V220H188ZM255 221V220H254ZM253 221V222H254ZM77 222V221H76ZM162 222V221H161ZM166 222V221H165ZM181 222V221H180ZM184 221L182 220V223H183ZM185 222H186V220H185ZM71 223V222H70ZM114 223V222H113ZM113 223H111V227L110 228H116L115 226L116 225H114V227H112V224ZM182 223H179V222H173L171 225L173 226L172 228H173V232H175L176 234H178V235H175V236H177V238L180 240V241H182V243L184 244H182L183 245V249H184V251H187V252H189L190 251V253H187V254H191V250H193L189 245H187V243L188 244H190V242H192V238H189V240H188V232L189 233H192L193 234V232H191V230L193 229V227H195L194 229H196V225H194V224H192V223H189L188 222V225L189 224H192L193 225V227H191L190 225H189V231L188 232H185L183 229H182V227H180V226H182V225H184V223L182 224ZM243 223H244V221H243ZM242 223V225H244ZM247 223V222H246ZM249 223V222H248ZM254 223H256V221L254 222ZM253 223V224H254ZM78 224V223H77ZM81 224H83V223H81ZM164 224V223H163ZM168 224V223H167ZM179 224H182V225H179ZM257 224V223H256ZM259 224V223H258ZM242 225H240V226H242ZM246 226H247V224H245ZM88 226V225H87ZM117 226H118V224H117ZM26 227V226H25ZM83 227V226H82ZM119 227V226H118ZM188 226H186V227H183V228H187ZM192 229H191V228ZM244 227V226H243ZM250 227V226H249ZM33 228V227H32ZM68 228V227H67ZM94 228V227H93ZM109 228V227H108ZM198 228V227H197ZM239 228V227H238ZM251 229L253 228V226H252V224H251V227H250ZM257 228V227H256ZM77 229H79V228H77ZM188 229V228H187ZM191 229V230H190ZM200 229H201V227H200ZM250 229V230H251ZM254 229V228H253ZM28 230V229H27ZM197 230V232L198 233H201L200 232V230L199 229H196ZM199 230V231H198ZM202 230V229H201ZM203 230H204V228H203ZM203 230H202V232H203ZM243 230V229H242ZM260 230V229H259ZM126 231V230H125ZM245 231H247L246 229H245ZM249 231V230H248ZM247 231V232H248ZM252 231V230H251ZM253 231H255V229L253 230ZM127 232V231H126ZM239 232H242V231H239ZM207 233V232H206ZM246 233V232H245ZM252 233V232H251ZM254 233V232H253ZM78 234V233H77ZM81 234V233H80ZM171 234V233H170ZM205 234V233H204ZM240 234H242V233H240ZM150 235H151V233H150ZM191 235V234H190ZM194 235L196 236V233H194ZM207 236L206 237H204L203 236V234L201 233V235L199 234V237L198 238H200L201 239V236H203V238L205 239V238H207V237H209L208 236V234H206ZM243 235L245 236V234L243 233ZM247 235H249L250 236V233L249 234H247L246 233V236ZM37 236V235H36ZM78 236V235H77ZM107 236V235H106ZM115 236H117L116 235V233H115ZM114 236V237H115ZM173 236V235H172ZM171 236V237H172ZM191 236H193V235H191ZM241 236V235H240ZM255 237H256V235H254ZM82 237V236H81ZM122 237L124 238L125 237V239H126V234H123L122 235ZM153 237V236H152ZM212 237V236H211ZM242 238H243V236H241ZM112 239H113V237H111ZM146 239V238H145ZM188 241H187V240ZM204 239H203V241H204ZM245 239V238H244ZM260 238H258L257 240H259ZM123 240V239H122ZM122 240H120V241H122ZM199 240V239H198ZM207 239H205V241H206ZM240 240H243V239H240ZM119 241V242H120ZM126 241H127V239H126ZM146 241H147V239H146ZM145 241V242H146ZM149 241V240H148ZM160 241V240H159ZM180 241H179V244H180ZM187 241V242H186ZM208 241V240H207ZM209 241H211V240H209ZM125 241L123 240V243H124ZM241 242V241H240ZM255 242H258V241H255ZM132 243V242H131ZM141 243H142V241H141ZM140 243V244H141ZM157 243V242H156ZM172 243V242H171ZM196 243V242H195ZM199 243V242H198ZM207 243V242H206ZM119 244V243H118ZM118 244H117V246H118ZM144 244H146V245H148V246H150V244L148 243L147 244V242L146 243H144ZM144 244H142L141 245V247L143 248V246H144ZM158 244H160V243H158ZM158 244H157V247H159L158 246ZM192 244H193V242L191 243V246H192ZM200 245L201 244H203V245H206L205 244V242H201V243H199ZM120 245V244H119ZM126 245H130V244H126ZM175 245V244H174ZM173 245V246H174ZM203 245H201V246H203ZM116 246V247H117ZM138 246V245H137ZM170 246H171V244H170ZM170 246H167L166 248H164V250H162L163 251V258H165L166 260H169V261H172V260H174L175 259V254H174V250L170 247ZM209 246V245H208ZM254 246V245H253ZM115 247V246H114ZM120 247V246H119ZM121 247H123V245L121 246ZM130 247H132V246H130ZM135 247V246H134ZM140 247V246H139ZM140 247V248H141ZM146 247V246H145ZM152 246H150L149 248H151ZM155 247H156V245H155ZM175 247V246H174ZM195 247V248H194ZM197 247V243H196V246H193V248H194V251H192V252H194V254H197V252H199V250L201 251V250H203V249H201L199 246V248L197 249L196 248ZM205 247V246H204ZM126 248V247H125ZM125 248H123V249H125ZM153 248V247H152ZM211 248V247H210ZM209 248V249H210ZM54 249V248H53ZM126 249H128V248H126ZM125 249V250H126ZM144 249V248H143ZM142 249V250H143ZM214 249V248H213ZM4 250V249H3ZM7 250V249H6ZM116 250V249H115ZM117 250H119V249H117ZM129 250V249H128ZM128 250H126V251H128ZM144 250H146V254H147V250L148 249H144ZM198 250V251H197ZM204 250H208V249H204ZM215 250V249H214ZM130 251H131V249H130ZM130 251H129V253H130ZM152 251V250H151ZM161 251V250H160ZM178 251V250H177ZM212 252H213V250H211ZM10 252V251H9ZM119 252V251H118ZM120 252H121V250H120ZM122 252H123V250H122ZM149 252V251H148ZM153 252H154V250H153ZM202 252V251H201ZM182 253V252H181ZM203 253H204V251H203ZM255 253H256V251H255ZM140 254V253H139ZM138 254V255H139ZM161 254V253H160ZM193 254V255H194ZM210 254H212V253H210ZM209 253L208 254H206V252H205V255L206 256H208V255H210ZM118 255V254H117ZM128 254L126 253V256H127ZM147 255H149V254H147ZM183 255H185V254H183ZM201 255V254H200ZM129 256V255H128ZM127 256V257H128ZM196 256V255H195ZM199 256V255H198ZM204 256V255H203ZM140 257H141V255H140ZM139 257V258H140ZM160 257H161V255H160ZM200 257H202V256H200ZM209 257V256H208ZM207 257V258H208ZM108 258V257H107ZM111 258V257H110ZM109 258V259H110ZM120 258V257H119ZM131 258V257H130ZM134 258V257H133ZM132 258V259H133ZM159 258V257H158ZM196 258V257H195ZM199 258V257H198ZM11 259V258H10ZM122 259V258H121ZM125 259V258H124ZM131 259V260H132ZM137 259H138V257H137ZM19 260V259H18ZM120 260V259H119ZM130 260V259H129ZM131 260H130V263H127V262H129V261H126V262H124V263H126V264H133L132 262H134L135 261V259H133L132 260V262H131ZM140 260V259H139ZM139 260H136L137 261V264L138 263H140V262H142V261H140L139 262ZM157 260V259H156ZM156 261H154L153 263L154 264H159L158 262H156ZM166 262V261H165ZM192 262V261H191ZM190 262V263H191ZM204 262V261H203ZM206 262V261H205ZM121 263V262H120ZM123 263V262H122ZM123 263V264H124ZM152 263V264H153ZM163 264H164V262H162ZM168 263V262H167ZM185 264L186 262H181V264ZM22 264H24V263H22ZM169 264V263H168ZM192 264H196L195 262L193 263L192 262ZM203 264V263H202ZM206 264V263H205ZM208 264V263H207Z\"/></svg>", "mask_w": 264, "mask_h": 264}]
</instances>
